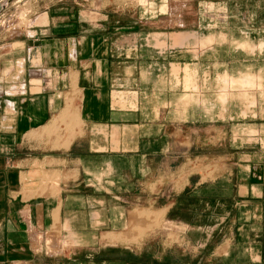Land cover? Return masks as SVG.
Instances as JSON below:
<instances>
[{"label": "crops", "instance_id": "1", "mask_svg": "<svg viewBox=\"0 0 264 264\" xmlns=\"http://www.w3.org/2000/svg\"><path fill=\"white\" fill-rule=\"evenodd\" d=\"M237 1L251 18L258 11L255 30L264 29V0H236L215 16H234ZM81 3L49 0L0 41V264H92L96 252L119 244L107 238L126 228L131 210H156L165 189L160 177L181 156L174 147L194 142L191 126L203 123L188 116L195 105L188 95L199 94L188 81L202 78L191 71L200 60L186 54L191 34L154 37L172 32L154 26L162 18L186 25V4L152 17L133 3L104 1L91 13ZM245 154L209 180L227 196L215 205L228 208L215 216L223 228L210 250L215 264H264V150ZM178 203L160 206L167 214ZM49 231L58 246L51 254L35 247Z\"/></svg>", "mask_w": 264, "mask_h": 264}, {"label": "rangeland", "instance_id": "2", "mask_svg": "<svg viewBox=\"0 0 264 264\" xmlns=\"http://www.w3.org/2000/svg\"><path fill=\"white\" fill-rule=\"evenodd\" d=\"M48 1L0 0V41L30 24L32 13ZM78 1L82 2L86 13H91L93 7H101L104 1L111 4L126 2L138 7L140 15L152 17L174 12L186 4V25L175 21V16L171 23L161 17V22L154 26L159 25L157 27L161 29L166 26L172 32L168 31L166 37L162 35L164 33L156 32L154 37L161 42L173 41L176 30L186 29L191 34L186 36V54L189 59L197 57L200 60L198 68L193 67L191 71L198 69L202 75L201 79L190 78L188 81L189 91L199 92L198 95H188L189 102L195 104L188 116L197 115L203 123L191 126L194 142L174 147L175 154L181 156L173 159V171L160 177L165 189L156 210L143 206L131 210L126 228L112 232L113 239L107 238L109 242L119 244L108 245L100 253L96 252L92 256V264H115L119 261L124 264H168L166 262L170 260L172 264H198L200 256L196 254L197 249L203 254L201 264L214 263L210 250L221 241L223 229L215 216L226 213L228 208L215 205V200H223L227 196L226 193L220 194L223 191L217 186L208 185L209 180L226 170L227 166H236V162L243 161L248 157L245 153L264 150V29L255 30L258 11H253L255 15L251 18L244 14V1H237L232 8L235 15L222 19L215 16V10H224L226 6L231 9L236 0L221 7L215 6V0ZM250 19L253 24H250ZM248 24L253 25L252 29L245 31L244 26ZM228 101L233 110L222 108L221 103ZM196 102L203 106V110L199 107L196 110ZM188 178H191V184L184 193L178 194ZM197 179L204 183L196 187ZM175 198L179 203L165 214L166 207L161 208L160 205ZM211 216L217 221L215 224L210 222ZM207 219L209 223L205 222ZM54 233L39 234L35 247L50 254L56 252L58 246ZM169 246H172V251L163 253V249Z\"/></svg>", "mask_w": 264, "mask_h": 264}]
</instances>
